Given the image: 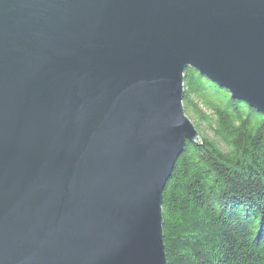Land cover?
Returning a JSON list of instances; mask_svg holds the SVG:
<instances>
[{"label":"water","instance_id":"95a60500","mask_svg":"<svg viewBox=\"0 0 264 264\" xmlns=\"http://www.w3.org/2000/svg\"><path fill=\"white\" fill-rule=\"evenodd\" d=\"M187 69L264 116V0H0V264H168Z\"/></svg>","mask_w":264,"mask_h":264},{"label":"trees","instance_id":"16d2710c","mask_svg":"<svg viewBox=\"0 0 264 264\" xmlns=\"http://www.w3.org/2000/svg\"><path fill=\"white\" fill-rule=\"evenodd\" d=\"M187 143L162 196L168 264H264V116L187 69Z\"/></svg>","mask_w":264,"mask_h":264}]
</instances>
